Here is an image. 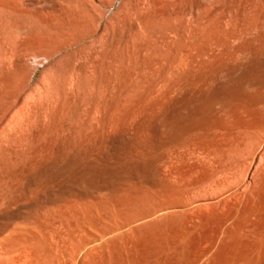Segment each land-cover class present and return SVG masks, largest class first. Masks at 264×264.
<instances>
[{"label": "bare ground", "instance_id": "bare-ground-1", "mask_svg": "<svg viewBox=\"0 0 264 264\" xmlns=\"http://www.w3.org/2000/svg\"><path fill=\"white\" fill-rule=\"evenodd\" d=\"M74 1L76 0H0V264H264V44L261 46L258 45L259 47L255 49H253L254 47L252 48L251 46V50H247L248 48H245L246 50L243 51V48H239V44L242 42H237L239 43L238 46H235L237 44H233L235 47L232 46L233 41L228 43V33H232V31H228L226 34V45L231 44L232 47H238L241 49V54L237 56L239 58L238 60L241 58L243 59L241 64L238 63V65H228V63L226 65L219 66V68L217 66L216 69H212L209 72L208 69L207 73H202L201 76H195L196 80H194V68H196L195 64L197 65L200 62L203 64L202 60L208 51H206V49L204 50V48L202 49L203 46L201 45L199 46L201 48L198 47V50L195 52L191 51L194 50L193 47L192 49L190 48L191 50L186 49L193 44L191 41L193 37L192 35V37H190V44H192L190 45L187 41L188 45L190 46L186 47L185 44L186 48L184 49L186 50H181L182 52H185L181 53L182 56L180 57V60L178 61L176 57L178 53L176 55L173 54L176 57V62H178L175 63V65L171 63L172 67L170 65L169 68H164L162 66V70L158 75L159 77L157 76L158 79H156L157 83L154 80V83H156L157 92L154 94H157V99L155 97H153V99L157 101L155 103H157L158 106V127H154L155 129L152 128L150 130L146 129L144 127L146 124L145 119L148 117L146 115V118L144 119L145 124H136V120V123L134 121V124L137 126L133 124V126H135L133 127L131 125L132 122L130 123V125L133 127V131L131 133L132 138H129V142L132 141L131 143L128 142L129 144L123 146H107L103 145L104 143H102V141L104 138H100V134L98 135L96 130V122L99 120L98 117L96 118L97 111H100L97 109V107L100 109V105L96 107V98L100 95L99 92V96L96 95L97 89L94 87L99 82L101 84V81L98 82L99 79L96 81L97 75L94 72L91 71L90 73H94L92 74L93 76L96 75L95 81L98 83L95 82L96 84L94 83V86L88 87L89 90H86L87 98L85 99L83 96L85 99V102L83 101L84 104H81L80 106L78 105L80 109L82 108L83 110L84 114L82 113V117L87 115V118H84L86 121H82L83 118L78 112V114H76L73 119L71 116L73 123L71 121L70 127L68 126L70 124V120H67L68 118H66V114H68V112L66 113V105H63V100L61 102V108L58 110L52 109L54 105L51 108V103H53L51 102V98H54V96L57 94L56 92L58 91V88H56L55 92H53V96L51 95L52 93H50L55 88H51V91L50 87L55 86L56 84V82H53L52 80H56L58 78L56 73L55 75L50 73L52 67H50V72H48L49 74L56 76V79L52 75L50 77V75L47 73L45 76H48L49 79L48 77H43L44 79L42 82H40L42 79L38 81L42 84H38V86L35 84L36 87L33 84L34 72L30 65L31 59L34 58L37 62H39L37 59L42 56L40 53L44 50L46 51L47 48L55 51L56 55L65 52L68 59L74 58L75 60L73 63L69 62V65L66 64V67L64 64V69L68 66V68H70L73 65L74 70H77V68L84 63L83 61H89V59L91 60L93 52H95L96 45L94 47V43H92V47H90L91 45L89 46L88 51L84 50L86 49L87 41L89 39L91 40L92 38V32L95 31L94 30L91 32L89 30L91 26L90 23L92 22L91 19L93 20V15L96 14L95 12V14L90 15L91 22L89 23L90 26L88 27L90 32H83V30L81 32L82 35H80L77 34L78 32L76 30V33H74V31L73 33L70 31L66 33V31H64L65 29L73 30V22L71 17H75L76 19L77 15H75V13H78L81 9V7L78 9L79 6H74L78 10L75 12L74 7L73 10L75 13L73 10H71L72 6L70 4H72ZM116 1L117 0H78V2L82 3L83 6L85 3L92 4V6L93 4H98L100 6L101 4L110 2L113 5H111L109 8L114 6ZM137 1V5L135 4V6L138 7V14H146V12L150 13L153 4H163L165 7L170 4V2L167 4V1L164 2L163 0ZM175 1L176 0L172 2L174 3V6ZM184 1L186 2V0ZM191 1L192 0H190V3ZM211 1L208 2L210 3ZM228 1L229 2L227 3L229 4L233 2L234 5L235 3L234 0L231 2L230 0ZM257 1L264 2L263 0ZM129 2L127 4H129ZM180 2L182 3V0ZM180 2L178 4H180ZM220 2L221 4L223 3L221 0H219V3ZM187 3L189 4V2ZM227 3L225 5H227ZM127 4L124 5L123 1L124 6H130V8H132L133 5L131 6ZM184 4L182 6H184ZM221 4L217 5L215 0V6H219ZM214 5H212V8L215 7ZM261 5H256L254 7L256 9L258 7L259 11ZM86 6L84 7L86 8ZM222 7H224V4ZM251 7L253 10V5ZM123 8L125 7L122 6V9ZM168 8H172L170 11L173 10V7L171 6H168ZM219 8L221 7L219 6ZM227 8L229 9L230 7H225L226 10H228ZM90 9L92 10V8ZM188 9L189 7L187 10ZM203 9L204 8H202L201 11L202 13ZM225 9L223 8V11ZM256 9L252 11L250 8V10L254 13ZM95 10L97 9L95 8ZM126 10L128 11V8ZM175 10L173 12H175ZM187 10L184 11L186 14L188 12ZM250 10H248L249 14L251 12ZM131 11H133V9ZM161 11L162 10H160V13ZM179 11H177L178 14ZM192 11L194 12V8ZM223 11H220V15L224 17L226 14L223 15ZM184 12H182V15H184ZM198 12L200 11H197V14ZM81 13L82 12H80L78 16L81 15ZM129 13H126V16ZM202 13L200 14L201 16L199 14L198 16L202 17ZM130 14L129 18L134 17V15L130 16ZM170 14L175 15V13L172 12ZM96 15H99L101 18L99 13ZM174 15H170L171 20H174ZM180 15L181 14H179V16ZM185 15V19H183L184 21L188 16ZM254 15L255 17L257 16L256 14ZM191 16L193 17L192 13ZM246 16H248L247 13ZM15 17H17L16 19H19L18 17H22V26H16L14 21ZM53 17H62L61 20H59V18L57 20L59 22L61 21V23L55 22L56 18ZM82 17L83 16H81L80 19H82ZM95 17L97 19L98 16ZM160 17L162 18L161 15ZM180 17L177 16V19ZM205 17H202V20L199 21L201 19L200 18L198 21L201 23ZM116 18L119 19V17ZM141 18L140 20H142ZM161 18L159 21H157L158 19H153L162 23ZM194 18L195 16L193 17V23L195 22ZM219 18L221 19V17ZM224 18L223 20H225ZM261 18L262 16L259 18L260 22ZM86 19H89V17H86ZM177 19L175 16V25L178 22ZM250 19L253 18L250 17ZM76 20L78 21V18ZM84 20L85 19H83V22L86 23ZM223 20L221 21L222 24ZM246 20L245 23L249 21V19L247 21ZM115 21L117 22V20H114V22ZM136 21H138V25L141 26L139 20ZM79 22L80 20L78 21V24ZM133 22L134 21L132 20V25ZM163 22H166V20L164 19ZM215 22L217 21L214 20L212 24L214 25ZM260 22L257 24L256 20L255 24H257L259 27ZM81 23L82 22H80V24ZM130 23H128V25ZM151 23L153 22L151 21ZM171 23L173 24L172 21ZM171 23L169 18V21L167 20V23L164 24H168L169 26ZM225 23L226 22H224V25H228V28L231 26L234 27V25L230 26L229 22H227L228 24ZM252 23L254 24V20L253 22L251 21V24ZM109 24H112L110 27L113 26V23H108V25ZM147 24L145 25L146 34L145 32L143 34V29H140V31L142 30V33H140L142 34V36L140 35L141 37L147 35V31L150 30H146L148 29L147 26L150 23L148 25ZM219 24H221L220 20ZM41 25H44V27H51L54 31L50 33L48 30L49 33H41L37 29L38 26L40 27ZM124 25H119L118 27L121 26L120 28L123 29ZM151 25L152 24H150L149 27ZM153 25H155V23ZM160 25L162 26V24ZM160 25H157L158 28H161ZM192 25H190V27ZM197 25L196 27L198 28L200 25ZM211 25L210 27L212 28ZM250 25L248 26L249 29ZM257 25H255V28ZM92 26H95V23ZM103 26H105V24ZM157 26L154 30L156 31L155 33L158 31ZM184 26L186 27V25ZM219 26L217 28H219ZM262 26L263 25L260 27ZM107 27H105V29H108ZM110 27L108 32L111 29L114 35L115 29ZM135 27L136 26L133 28L135 29ZM165 27L167 28V25H164V28L162 27L161 30L164 31V29H166ZM227 27H225L226 31L228 30ZM236 27L237 25H235V28ZM253 27L254 26H252V28ZM41 28L43 27L41 26ZM84 28L85 27L82 29ZM138 28L139 27L137 26L136 29ZM213 28L210 31H212ZM239 28L240 27H238L237 30ZM243 28L245 29L243 30ZM243 28V31L247 29L246 24ZM174 29L176 30V26ZM192 29L186 31H191ZM230 29L231 28H229V30ZM215 30L212 31L214 34ZM218 30L221 31L222 29L220 28ZM40 31L42 30L40 29ZM104 31L103 33L106 35L108 32L106 33ZM243 31L240 34L241 36ZM247 31L248 30H246V33H248ZM125 32L123 31V34L121 35L123 36L126 34ZM136 32L134 33L133 38L131 37L132 41L135 38V34L139 33ZM183 32L184 34H187L188 37L191 32L193 34V31H191L189 34L185 33L184 29ZM257 32L255 34L253 33L255 37ZM129 33H127V36ZM206 33H208V37L210 32L208 31ZM218 33L221 34V32H217L216 36H220ZM237 33L238 31L236 34ZM116 34H120V30ZM148 34L152 37L154 33L152 32V34H150L149 32ZM249 34H252V29ZM113 35L110 36L115 38ZM114 36L117 38V35ZM138 36L139 35L136 36L135 40ZM183 36L185 37L186 35ZM123 37H125V35ZM129 37L128 40L131 39ZM147 37L144 36V39H148ZM223 37L220 36L221 39H223ZM257 37H260V35H257ZM212 38L213 40H216L214 39L215 35L212 36ZM226 38L224 37V42H226ZM230 38L233 40V37ZM245 38L246 37H243V40L241 39L243 43H245ZM250 38L248 37L249 41ZM104 39L103 44L105 43ZM106 39H108L107 35ZM119 39H121L120 36ZM217 39L219 40V37ZM257 39L260 41L262 40L259 38ZM128 40L125 43L128 44V42L131 41ZM152 40H154V38ZM246 40L247 38L245 41ZM110 41L112 42V40ZM114 41L116 42L115 39ZM146 41H142V44ZM161 41H163V39ZM253 41H256V39H253ZM96 42L100 43L101 38L100 41L98 40ZM173 42L175 45V41ZM178 42L182 43L180 40ZM257 42L255 43L257 44ZM116 43L119 45L123 44L121 41V44L119 42ZM135 43L136 42H134L133 45L131 44V46H134ZM221 43L222 42H219L218 45ZM101 44L102 43L99 45ZM137 44L142 45L141 42L139 43V40L137 41ZM195 44H198V42L194 43L192 46L197 47ZM202 44H204V42H202ZM246 44L248 45L245 46L249 47V43ZM111 45L112 43L108 46ZM153 45L151 44L149 47H152ZM159 45L161 46V44ZM178 45L179 44L173 47H178ZM207 45L208 44H206V46ZM128 46L129 45H127V48L131 49V46ZM135 46L133 47L134 49H136ZM142 46L145 48V43ZM242 46L245 47L244 44ZM116 47L118 46L116 45ZM216 47L218 46L216 45ZM97 48L101 53L102 47L100 46V48ZM119 48L117 50H119ZM133 48L132 51H134ZM156 48L153 49L155 50ZM181 48L183 49V47ZM229 48L225 49H228L229 51ZM115 49L116 48H114V52ZM128 49L127 52L130 54L131 50L129 51ZM153 49H151L149 52L150 54L152 51H154ZM231 49L233 50V48ZM124 50L126 51V49ZM109 51L110 50H108V54ZM142 51L145 52L146 49ZM176 52H178V50H176ZM138 53H140V50ZM222 53L224 54L226 52L222 50ZM222 53L221 55H223ZM95 54L97 57L96 52L94 55ZM125 54L126 53H124V55ZM129 54L126 56H129ZM140 54H142V52ZM147 54L148 53H145L144 55L143 53L142 55L146 57ZM150 54H148V56H150ZM99 55L100 54L98 53V56ZM165 55L163 56L165 57ZM208 55H210V53ZM221 55V61L224 62L223 56ZM116 56L117 55H115V58ZM120 56H122V54ZM123 57L121 59H123ZM231 57L233 58V55ZM44 58L45 60H50L53 58V55H44ZM131 58H129V60L132 61ZM92 59L97 61L95 57ZM126 59L124 60L126 61ZM160 59H162V57H160ZM231 59L230 63H233L234 59ZM40 60L43 61V59ZM94 60H92L93 62L91 63H94ZM110 60L112 63H114V59L112 60V57ZM135 60L133 59V61ZM163 60L164 59L161 61L163 62ZM111 61L108 62V65L111 63ZM98 62L100 61L98 60ZM104 62L103 63L106 64V61ZM118 62L117 66L123 63L119 62V64ZM135 62L137 64V61ZM227 62L228 59L226 60V63ZM216 63L218 64L217 61ZM60 64L61 63H58L59 66ZM98 64L99 63H97V65ZM127 64L129 68L130 64ZM127 64L124 66L125 68H127ZM239 64L241 66H239ZM58 65L55 66L60 69L61 66L59 68ZM99 65L102 64L100 63ZM113 65H110L109 67H112ZM142 65L145 68L144 63ZM147 65L148 64H146V66ZM158 65H160V62ZM54 67L53 69L55 70ZM93 67L94 66L92 65L90 69ZM136 67L137 66H132L131 69L135 68L137 70ZM152 67H154V65ZM211 67L212 65L210 66V69ZM203 68H205V66ZM203 68H200L201 70L198 71H202ZM81 69L78 70L80 71ZM90 69L88 68L87 71ZM156 69L157 67L155 66L154 70ZM99 70L100 69L96 70V72L98 71L100 72L99 74H101L102 72ZM109 70H111V73L112 68ZM109 70H104L106 71V75L108 74L107 71ZM123 70L126 71V69ZM135 71H133L134 76ZM140 71L141 70H139V73L136 71L137 74L142 72ZM147 71L144 72L147 73ZM150 71L152 72V69H150ZM198 71L195 70V72L199 73ZM151 72H148L147 74L149 75ZM63 74L59 75V84L64 82V79L62 78V80L61 76L67 78V76H65L67 73L65 72ZM125 74L126 73H124L122 76L125 77ZM154 74L156 75L157 72ZM148 75L145 79L149 80L150 78L152 80L153 78L151 77H153V75L151 76L150 74L151 77L149 78ZM93 76H91L92 79ZM115 76L117 75L115 74ZM140 76L142 79L143 74ZM140 76L138 75V78ZM77 77L78 75L75 77L74 73V79H72L69 86L65 88V93H63V97H65L64 101H67V99L70 100L71 96H76L75 98H79L81 101V94H83V89L81 92V85L85 83V81H88L86 84L90 82L92 83V80L90 81L89 79L90 76H87L88 79L83 76V79L85 77L87 80H83L81 78L83 80H81L82 84L79 83L80 78L78 79ZM50 78L52 79L50 80ZM109 78H111V76ZM114 78L115 77L113 76V79ZM106 79H104V82ZM125 80L126 78L124 81ZM134 80L135 79H133V82L136 83ZM140 80L137 81L138 85V82L141 83L140 85L143 84V81ZM51 81L53 82L52 86H50L52 84ZM118 81L121 83V80ZM145 81L147 82V80ZM126 82H122L123 85L124 83L127 84ZM148 82L150 84V80ZM105 84L106 83H103V88H105ZM108 84L109 83L106 85ZM133 84L134 83H132L131 86ZM147 84H144L145 87H147ZM110 85L111 84H109V86ZM114 85H116V83ZM119 85L117 83V86ZM151 87L155 86L152 85L148 87L150 88V91L152 89ZM107 88L109 91L112 90L111 87ZM107 88L106 91H101L103 92L102 95L105 92H107L105 94H108L109 91ZM137 88L139 91H142V88L140 89L138 86L136 87V91ZM133 90H135V86ZM116 91L113 92L115 93ZM153 91H155V89ZM60 93L61 90H59V95ZM132 93L135 92L132 91ZM132 93L130 91V94ZM137 93L138 92H136V94ZM140 93H138L139 97ZM141 94V97L143 98V93ZM57 95L55 98H58L59 102H57L58 99L56 102L57 104H60L61 100L59 97H61L62 94L61 96L58 95L59 97H57ZM119 95V97H121V93ZM137 95H135L136 98H138ZM103 96L102 98L105 99ZM152 96L150 97L152 98ZM132 97L135 99L133 94ZM129 98L131 99V96ZM104 99L101 101L104 102ZM115 99H117V97L114 98L113 101ZM105 100H107V98ZM76 101L77 100H75V103ZM146 101L147 99L143 103ZM72 102L67 104H72ZM109 102H111V100ZM147 102L146 105H148ZM65 103L66 102H64V104ZM121 103L123 102L121 101ZM121 103L119 102L120 105L124 104ZM126 103L129 102L127 101ZM103 104L101 103V107ZM136 104L138 103L136 102ZM150 104L151 103L149 102V110L151 107ZM126 105L127 104H124L125 112L123 111V113H126L127 111L131 112V110L126 111V108H128V105L130 104L127 106ZM107 106H104L102 110ZM114 106H111L113 110L115 109L113 108ZM130 106L132 109V104ZM69 108H71V106ZM74 108H76V104ZM71 109L73 111V108ZM147 109H145V114ZM107 110L109 111V109ZM107 110H104L105 114L106 112L109 113ZM121 111L122 110H120V112L116 110L117 113L115 114H118V112L121 113ZM133 112L136 111L133 110ZM139 112L138 115H140ZM150 112L152 114V111ZM140 113L142 115V112ZM133 114L135 115L137 113ZM121 115L124 117V114ZM126 115H128V113L125 114V117ZM149 116L151 115L149 114ZM109 117L110 120L113 118L112 115ZM120 117L121 119L123 118L122 116ZM129 118H127V120L125 118L124 119L128 121ZM143 118L144 115L142 119ZM153 118L151 116L152 120ZM96 119L98 120L96 121ZM119 119L120 118H118V120ZM132 119L130 121H132ZM66 120L69 122V124L66 122ZM115 121L117 120L115 119ZM115 121L113 122H118ZM154 121H156V119ZM105 123L106 121L103 124ZM151 123L149 121V124ZM97 124L100 125L99 123ZM108 126H110V124ZM108 126L102 127L103 129H106V127L109 128ZM112 127L113 129H116L114 126ZM112 127L110 129L111 131L113 130ZM118 128L120 127L118 126L117 130ZM103 131L105 132L102 133L101 131V136L102 134L105 136L104 134L106 133V130ZM107 131H109V129ZM108 133L109 132H107V134ZM112 134L114 135V133ZM107 136H109V134Z\"/></svg>", "mask_w": 264, "mask_h": 264}, {"label": "rangeland", "instance_id": "rangeland-1", "mask_svg": "<svg viewBox=\"0 0 264 264\" xmlns=\"http://www.w3.org/2000/svg\"><path fill=\"white\" fill-rule=\"evenodd\" d=\"M123 1H124V5H126V4L129 2V0H123ZM123 1H122V0H117V1L115 2V5L112 6L111 8H109V7H110L111 5H113V4L110 3V2H108V3L106 2L107 4H106V3H105V4H101L100 6H99L98 4H93V6H92V4H87V3H85L84 6L87 5L86 8L82 5V3H79L78 0H76V1H74L72 4H70V5L72 6V9L70 8L71 10H73V7H74V6H79L78 9H80V7H81V9L79 10L78 13L76 12L78 9H77L76 7H74L76 13L74 12V10H73V12L75 13V15H77L76 19L78 18V21L80 20V22H82V23L80 24V22H79V24H80V25H79V24H78V21L75 19V17H74V18L71 17V18H72V22H73V23H72V24H73V25H72L73 30L65 29L64 31H66V33H67L68 31H70L71 33H73V31H74V33H76V31H77V32H78L77 34L82 35L81 32H82L83 30H84L83 32H85V31H89V30L92 32V31L95 30L94 32H92L93 35H92L91 40L89 39V40L87 41V43H86V49H84V50L88 51L89 46L91 45L90 47H92V43H94V47H95V45H96V47H95V52L97 53V57H96V54L94 55L95 52H93L92 58L95 57V59H97V61H95L94 59L91 58V60L89 59L90 62H89V61H83L84 63L81 65V66H82V69H81V66H80V67L77 68V70H74V67H73L72 64H71L72 66L70 65V66H71L70 68H68V67H69V66H68L67 68L64 69V64H65V67H66L67 65H69V62H70V63H73L75 59H74V58L68 59V57H67V55L65 54V52L62 53V54L56 55V54H55V51H53L52 49L47 48L46 51L48 52V54L53 55V58H52L53 60H52V59H50V60H45L44 55H48V54H47V52L44 50L45 52L43 51V52L40 53V55L42 54V56H41L40 58L37 59L39 62H37L36 59H34V58L31 59V62H30L31 68H32V70H33V72H34V76H33V81H34L33 84H34V86H35V84H36L37 86H38V84L41 85L42 83H40V82L43 81V79H44L43 77H48V76H45V75H47V73H48V75H50V77H51L52 74L55 75V73H56V76H57L58 78H57L56 76L52 75L55 79L57 78L56 80H52V81H53V82H56V84H58L59 86L56 85L55 83H54L55 86H52V85H53V82L51 81L52 84L50 83V84H51L50 86H52V87H50V89H51V88L53 89V87H55V88H54L53 91H52V89H51L52 92H50V93H52L51 95L53 96V92H55V89L58 88V89H57L58 91H57L56 93L59 95V90H61V93H60L59 96H61V94H62V96L59 97V96L56 94L57 97H59L60 100H61V101H60V104H59V103L57 104V102H59V99H58V98H55L56 95L54 96V98H51V102H53V103H51V108H52V106L54 105V107H53L52 109H57V110H58L59 108H61L62 103H63L64 106L66 105V106H65L66 113L68 112V114H66V115H67V116L69 115L68 117L66 116V118H68L67 120H70V121H69L70 124H69V122H68L67 120H66V122H68V124H69L68 126H69V127H70V125H71V121H72L73 117H75V115L78 114V112L81 114V117H82L83 110H82V108L80 109L79 106H80L81 104H84L85 99L87 98V91L89 90L88 87H92V86H94L96 83H98L99 81H101V84H102V85H101L100 82H99L98 84L95 85L94 88L97 89V91H96L97 94H96V95H97V96H99V95L101 96V97H100V96H99V97L96 96V97H97V98H96V103H97V104H96V107L100 105V106H99L100 109H99L98 107H97V109L101 111V112H100V111H99V112L97 111V116H96V118L98 117L99 120L96 119V121L98 120V122H96V125H97V126H96V130H97V132H98V135L100 134V135H99L100 138H101V137L104 138V140L102 141V143H104L103 145H107V146H108V145L123 146V145H127V144L131 143L132 141L130 140L131 142H129V138H130V139L132 138V137H131V133H132V131H133V127L137 126L136 124H139V123H143V124H145V123H144V119L146 118V117H145L146 115L148 116V117H147L148 120L145 119V120H146V124H145L146 126L144 125V127H145L146 129H148V130H150V129H152V128L155 129V128L158 127V125H159V121H157V119H158V106H157V103H155V102H157V101L153 99V97H155V98L157 97V94H154V93H157V92H156V83H157L156 79H158L157 76L159 75V72H161V70H162L161 67H162V66H163L164 68H169L170 65H171V63L175 65V63H177V62L180 60V57L182 56L181 53H184V52H185V51L182 52L181 50H186V49H190V48L192 49V47H193L194 50H191V49H190V50L193 51V52H195V51L198 50V47L201 45V46H203L202 49L204 48V50L206 49V51H208L207 54L204 56V59L202 60L203 64H204V62L206 61L205 64L203 65V64L200 62V63L197 64L198 67H197V65L195 64L196 68H194V80H196L195 76L197 77V76H199V75L201 76L202 73H203V74H204V73H207V70H208V69H209V70H208V72H209V71L212 70V69H216L217 66H218V68H219V66H221V65H226V64H228V63H229L228 65H238V63L241 64V61H243V59L239 56L241 59L238 60L239 58H238L237 56H238L239 54H241V51H240V50H241L242 48H243V51L246 50L245 48H248L247 50H251L253 47H254L253 49H255V48H257V47H259V46H261V45L264 44V23H263V22H264V6H263V3H264V2H260V1H259V2H260V4H259V2H258L257 0H255V1H254V0H251V1H250V0H244V1H243V0H240V1H238V0H234L235 3H234V5H233V2H231V1H233V0H230V2H231L232 4H231V3H230V4L227 3V2H229L228 0H224V1L221 0V1L223 2L222 4H221V2L219 3V0H216V4H217V5H218V4H221V5L223 6V4H224V7H222L221 5H219V6L221 7V8H219V6H217V5L215 6V5H214V4H215V0H212V1H211V0H208V1H211L210 3H209L207 0H200V5H199V0H196V1L194 0V5H193V0L191 1V3H190V0H186V2H185L184 0H182V3H183V4L185 3L184 6H182L183 4L180 2L181 0H178V1L176 0V1H175V6H176V7L174 6V3H172L174 0H172V1H171V0H163L164 2L167 1V4L170 2V4H169L168 6H169V7H170V6L173 7V10L170 11V9H172V8L169 9L167 5H166L167 7H165V5L163 6V4H153V6H152V8H151V10H150V13L146 12V14H145V13H143V14H138V13H139V12H138V11H139V10H138V7L135 6V4L137 5V3H136V2H138L137 0H130V2L132 1L131 3H133V4H131L130 2H129V4H127V5H131V6L133 5L132 8H130V6H128V7H127V6H124V5H123ZM183 1H184V2H183ZM206 1H207V2H206ZM225 1H226V2H225ZM261 1H262V0H261ZM263 1H264V0H263ZM179 2H180L181 5L178 4ZM187 2H189L190 5H189ZM196 2H198V3H196ZM251 2H252V3H251ZM257 2H258V4H257ZM226 3H227V5H225ZM250 3H251V4H250ZM165 4H166V3H165ZM171 4H172V5H171ZM186 4H187V5H186ZM195 4H196V6H195ZM261 4H262V5H261ZM105 5H106L107 7H106ZM188 5H189V6H188ZM197 5H199V6H197ZM204 5H205V6H204ZM209 5H210V6H209ZM212 5H214L216 8H215V7L212 8ZM231 5H232V7H231ZM252 5H253V10H252V7H251ZM256 5H258V6L261 5V7L259 8V9H260L259 11H258V7H257V9L254 7V6H256ZM122 6L125 7V8L122 9ZM161 6H162V7H161ZM179 6L182 7L183 9L180 8ZM187 6L189 7V9H191V7H192V9H191V10H189V9L187 10V8H188ZM202 6H203V7H202ZM236 6H237V7H236ZM239 6H240V7H239ZM262 6H263V8H262ZM68 7H69V6H68ZM83 7H84V8H83ZM159 7H160V8H159ZM164 7H165V8H164ZM174 7H175V8H174ZM185 7H186V8H185ZM197 7H199V8H197ZM201 7L204 8V9H203V13L201 12V11H202V8H201ZM225 7H230V8H229L230 10H229L228 8H227V9H228L229 11L226 10ZM246 7H247V8H246ZM90 8H92V10H91ZM95 8H96L98 11L95 10ZM127 8H128V11L126 10ZM136 8H137V9H136ZM157 8H158V9H157ZM193 8H194V12L192 11ZM223 8L225 9L224 11H223ZM250 8H251L252 11H254V9H256V10H255V13L252 12V11L250 10ZM82 9H83L84 11H83ZM88 9H89V10H88ZM124 9H125V10H124ZM129 9H130V10H129ZM132 9H133V11H131ZM155 9H156V12H155ZM168 9H169V10H168ZM175 9H176L177 11L181 10L182 12H184V11H186V10L188 11L187 14H186V12H184V15L186 14L185 16H187V15L189 16V17L187 16V17H186V20H185V21L187 22V24H186V22L183 20V19H185V18H184V15H182V12L179 11V14H181V15H180L181 17H180L179 14H178V12H177ZM178 9H179V10H178ZM212 9H213V11H212ZM214 9H215V11H214ZM219 9H221V10H219ZM262 9H263V10H262ZM86 10H87V11H90V12H87ZM93 10H94V11H93ZM121 10H122L123 12H122ZM160 10H162L161 13H160ZM166 10H167V12H166ZM174 10H175V12H173ZM248 10H250L252 13L250 12V14H249V11H248ZM126 11H127V12H126ZM134 11H135V12H134ZM157 11H158V12H157ZM164 11H165V12H164ZM168 11H169V12H168ZM197 11H200V12L202 13V17H205V16H206L205 18H203V21H202L201 23H200L199 21L202 20V17H199V16H198V14H199L200 12H198V14H197ZM220 11H221V12L223 11V15L226 14V15H224V17H226V18H224L223 16L220 15ZM235 11H236V12H235ZM256 11H257L258 13H257ZM262 11H263V12H262ZM80 12H82V13H81V15L78 16V14H79ZM83 12H84V14H85L86 16L83 14ZM94 12H95L96 14L99 13L100 16H101V18H102V17H103V18L101 19V18L99 17V15H96ZM117 12H118V14H117ZM121 12H122V13H125V14H122ZM129 12H130L131 14H130ZM171 12H172V13H175V15H174V14H170ZM180 12H181V13H180ZM189 12H190V13H189ZM217 12H218V13H217ZM237 12H238V13H237ZM261 12H262V13H261ZM88 13H89V15H88ZM120 13H121V14H120ZM126 13H129L130 16H131V15H134V17H130V18H129V14H127V16H126ZM133 13H134V14H133ZM140 13H141V12H140ZM147 13H148V14H147ZM176 13H177V14H176ZM188 13H189V14H188ZM191 13H192L193 17L195 16V18H194V19H195V22H194V23H196V24L193 23L194 20H193V17L191 16ZM201 13H200V14H201ZM213 13H214V16H213ZM227 13H229V14H227ZM232 13H233V14H232ZM246 13H247L248 16H246ZM93 14H95V15H93ZM116 14H117V15H116ZM136 14H137L138 16H137ZM144 14H145V15H144ZM154 14H155V16H154ZM164 14H165V15H164ZM200 14H199V15H200ZM221 14H222V13H221ZM251 14H252L253 16H252ZM254 14H256L257 16L255 17ZM261 14H262V15H261ZM90 15H93V20H94V21L91 19ZM118 15H119V16H118ZM120 15H123V16H120ZM139 15H140L141 17H143V18H141ZM142 15H144V16H142ZM160 15L162 16V18L160 17ZM163 15H164V16H163ZM167 15H169V16H167ZM170 15H174V16H173V17H174V20H173V19L171 20V16H170ZM218 15H219V16H218ZM81 16H83L82 19H80ZM95 16H98L99 19H98V17H97V19H96ZM112 16H113V17H112ZM124 16H125V17H124ZM136 16H137V17H136ZM175 16H176V19H177V16L180 17V18L177 19L178 22H177L176 25H175V23H174V21H175ZM182 16H183V18H182ZM200 16H201V15H200ZM211 16H212V17H211ZM215 16H217V17H215ZM233 16H234V17H233ZM260 16H262V18H263V19H262V18L260 19L261 22L259 21ZM86 17H87V18L89 17V19H86ZM94 17H95V19H94ZM109 17H110V18H109ZM116 17H119V19H117ZM120 17H122V18H120ZM145 17H146V18H145ZM147 17H148V19H147ZM157 17H158V18H157ZM190 17H191V18H190ZM219 17H221V19H220ZM227 17H228V18H227ZM247 17H248V18H247ZM250 17L253 18V19H250ZM16 18H17V17L14 18V21H15L16 26H18V27H20V25L22 26V25H23V24H22V23H23V19H21L22 17H18L19 19H16ZM33 18H39V17H33ZM53 18H56V19H55V22H59V21H57L58 18H59V20H61L62 17H61V18H60V17H53ZM127 18L130 19V20H128ZM132 18H133V19H132ZM136 18H138V19H136ZM140 18H141L142 20H140ZM149 18H150V19H149ZM153 18H155L156 20L158 19L157 21H159L160 18H161L162 23H161V22H157V21H155V19H153ZM166 18H167V19H166ZM169 18H170V23H171V21H172L174 25H173L172 23H171L172 26H171L170 24H169V26H168V24H164V23H167V20L169 21ZM200 18H201V19H200ZM212 18H213V19H212ZM216 18H217V20H216ZM223 18H224L225 20H223ZM244 18H245V19H244ZM246 18H247V20L249 19V21H247ZM256 18H257V19H256ZM83 19H85L84 21H86V23L83 22ZM90 19H91L92 22L90 21ZM120 19H122V20H120ZM123 19H124V20H123ZM125 19H126V20H125ZM131 19L134 21V22H133V25H132V20H131ZM164 19L166 20V22H163ZM199 19H200V20H199ZM73 20H75V21H73ZM108 20H109V21H108ZM114 20H117V22H116V21L114 22ZM119 20H120V23H121V21H122L121 24L119 23ZM136 20H139V22L141 23V24H140V23H139V24H140L141 26L138 25V21H136ZM149 20H151L153 23H151V21H149ZM153 20H154V21H153ZM198 20H199V21H198ZM214 20L217 21V22H215V24L213 25L212 22H213ZM219 20H220V23H221V24H219ZM222 20H223V24H222V22H221ZM238 20H239V21H238ZM245 20L247 21L246 23H245ZM253 20H254V24H253V23L251 24V21L253 22ZM256 20H257V24H258V22H260V23H259V27H258L257 24H255V21H256ZM19 21H20L21 23H20ZM99 21H100V22H99ZM127 21H128V22H127ZM130 21H131V23H130ZM141 21H143V22H141ZM181 21H182V24H181ZM183 21H184V22H183ZM188 21H189L190 23H189ZM209 21H210V22H209ZM211 21H212V22H211ZM230 21H231V22H230ZM18 22H19V24H18ZM87 22H88V23H87ZM90 22H91L92 24H91ZM102 22H103V23H102ZM148 22H149L150 24H152L150 27H149L150 24H149ZM179 22H180V23H179ZM208 22H209V23H208ZM224 22H226L225 24H228L227 22H229V25H230V26H231V25H234V27H233V26L229 27V28H231V29L229 30V28L227 27L228 25H224ZM248 22H249V23H248ZM59 23H61V21H60ZM89 23H90L91 26L89 25ZM94 23H95V26H92ZM108 23H113V26H111V27H113V28L115 29V30H114V33H115L114 35H117V38H118V39H119V36L121 37V39H119V40L121 41V43H123L122 45H119V44L116 43V42H119V43H120V41L116 38V36L113 35V32H112L111 29H110L109 32H108V29H109L110 25H112V24H109V25H108ZM115 23H116V24H115ZM128 23H130V24L128 25ZM135 23H136V24H135ZM147 23H148L149 25H148ZM154 23H155V25H153ZM157 23H159V24H157ZM168 23H169V22H168ZM191 23H192L195 27H194ZM199 23H200V24H199ZM231 23H232V24H231ZM74 24H76V25H74ZM85 24L88 25V26H86ZM96 24H97V25H96ZM99 24H100V26H99ZM104 24H105V26H103ZM124 24H125V25H124ZM134 24H135V25H134ZM146 24L148 25V26H147L148 29H146V30H149V29H150V30L147 31V32H148V33L150 32V34H152V32H153V33L155 34V36H154V34L152 35V37L154 38V40H152L153 38H152L151 35H149L148 33H147V35H144V36H146V37L148 36L147 38H148L149 40L145 38V39L147 40V41H146V40L144 39V36L141 37L142 34H140V33H142V30L140 31V29H143V34H144V32H145V34H146V31H145V28H146L145 25H146ZM160 24H162V26H161ZM197 24H199L200 26L197 25ZM207 24H208V25H207ZM209 24H210V25L212 24V25H211L212 28L216 25V26L213 28V30H212V31H214V30L216 29V30H215V34H214L212 31H210L212 28L210 27ZM245 24H246V28H247L246 30H248V31H247L248 33H246V30L243 31V30L245 29V28H243V27H245ZM250 24H251L252 26H254V27L252 28V26H251ZM84 25H85V26H84ZM119 25H122V26L124 25L123 29L120 28L121 26L118 27ZM126 25H127V26H126ZM157 25H160L161 28H162V27L164 28V25H165V26L167 25V28H166V27H165V28H166V29L169 28L170 30H169V29H168V30L164 29V31H163V30H161L160 27H159V28H160V29H159ZM184 25H186V27H185ZM190 25H192V26L190 27ZM196 25L199 26V27H198L199 29L196 27ZM206 25H207L208 28L206 27ZM217 25H218V26L220 25V26H222V27L219 26V28H217V27H218ZM235 25H237L236 28H235ZM249 25H250V29L248 28ZM255 25H257L256 28H255ZM261 25H263V26L260 27ZM41 26H42L43 28H41ZM41 26H40V27L38 26V28H37L38 31L41 32V33H47V32L49 33V31H50V33H51V32L54 31V30H52L51 27H44V25H41ZM74 26H75V29H74ZM80 26H81V27H80ZM89 26H90V28H89V30H88V27H89ZM107 26H108V27H107ZM134 26H136L135 29L133 28ZM137 26L139 27L138 29H136ZM152 26H153V27H152ZM156 26H157V29H158L157 33H155L156 31H154ZM175 26H176V30L174 29ZM241 26H242V27H241ZM77 27H78V28H77ZM83 27H85L86 29H85V28L82 29ZM92 27H93L94 29H93ZM99 27H100V29H99ZM105 27H107L108 29H105ZM111 27H110V28H111ZM116 27H117V28H116ZM128 27H129L130 31H132V32L129 31ZM151 27H152V28H151ZM170 27H171V28H170ZM193 27H194V28H193ZM209 27H210V29H209ZM225 27L228 28L227 31H226V28H225ZM238 27H240V28L237 30ZM48 28H49V29H48ZM76 28H77V29H76ZM96 28H97V30H96ZM113 28H112V29H113ZM118 28H120V29H119V30H120V34H116V33L119 32V30H117ZM192 28H193L194 30H193ZM196 28H197V29H196ZM206 28H207V29H206ZM220 28L222 29L221 31L218 30V29H220ZM224 28H225V29H224ZM242 28H243V30H242ZM254 28H255V29H254ZM40 29H41L42 31H40ZM46 29H47V30H46ZM98 29H99V30H98ZM104 29H105V31H104ZM127 29H128V30H127ZM151 29H152V31H151ZM157 29H156V30H157ZM180 29H181L182 31H181ZM183 29H184L185 33H188V34H189L191 31H193V34H192V32H191V33L189 34V37H188L187 34H184ZM190 29H192V30H191V31H186V30H190ZM223 29H224V31H223ZM251 29H252V34H253V33L255 34L258 30H259V31H258L259 34H258V32H257L256 37H255L254 34H253V35H252V34H249L250 31H251ZM253 29H254L255 32L253 31ZM257 29H258V30H257ZM48 30H49V31H48ZM75 30H76V31H75ZM78 30H79V31H78ZM121 30H122V31H121ZM134 30H135V31H134ZM179 30H180V31H179ZM195 30H196V32H195ZM198 30H199V32H198ZM233 30H235V31H233ZM240 30H241V31H240ZM256 30H257V31H256ZM45 31H46V32H45ZM90 31H89V32H90ZM103 31L106 32V33L108 32V33L106 34L108 39H106V35H105V33H103ZM116 31H117V32H116ZM123 31H124V32L126 31V32H125L126 34H124L125 37H123L124 35H123V36L121 35V34H123ZM136 31H137V32H136ZM139 31H140V32H139ZM159 31H160V32H159ZM175 31H176V32H175ZM208 31H209L210 33H209V36L207 37L208 33H206V32H208ZM216 31H217V32H221V34L218 33V35H220L221 37H223V36L225 35V36H224L225 38H226V36H227L226 34L228 33V31H232V33H230V32L228 33V36H227V38H229V39H228V40H229L228 43H231V42L233 41V42H232V46H234L233 44H237V45H235V46H238V44H239L240 42H242V43L239 44V45H240L239 48H241V49H239L238 47L234 48L235 46L232 47L231 44H227V45H226V43H227V38L225 39L226 42H224V37H223V39H221L220 36H216V34H217ZM225 31H226V33H225ZM237 31H238V33H239V34L237 33L238 36H237V34H236ZM239 31H240V32H239ZM242 31H243V34H244V36H243V34H242V36H243V37H246V38H247L246 41H248V42L245 41V39H246V38H245V39H244V42H245V43H243V41H242V40H243V39H242L243 37L240 35ZM110 32H111V34H110ZM129 32L131 33V36H130V33H129ZM135 32H136V33L139 32L138 34H135V38H136L137 35H139V36H138L139 39H138V37H137V39L139 40V43L141 42V44H142V41H146L147 43H146V42H143L142 45H144V43H145V46H146L147 48H146V47L144 48L142 45L137 44V41H138V40L136 39V40H137V41H136L135 38L133 39V41L135 40L134 42H136V43H135L136 46L134 45L136 49L133 48L134 46H131V44H132V42H133V41H132V38H133V35H134ZM163 32H164V33H163ZM180 32H182V33H180ZM222 32H223L224 34H223ZM100 33H101V34H100ZM127 33H129L128 36H127ZM159 33H160V34H159ZM178 33H179V34H178ZM198 33H199V34H198ZM211 33H213V34L215 35V38H214V39H216V40H213L212 36H214V35L211 34ZM245 33H246V34H245ZM109 34H110L111 36L113 35V37H115V38H112ZM202 34H204V35H202ZM222 34H223V35H222ZM235 34H236V35H235ZM247 34H248V37H249V38H250V36H251V38H250L251 43H250V41L248 40ZM104 35H105V36H104ZM118 35H119V36H118ZM140 35H141V36H140ZM158 35H159V36H158ZM160 35H161V36H160ZM172 35H173L174 37H173ZM181 35H182V36H181ZM183 35H186V36L184 37ZM192 35H193L194 38L192 37ZM210 35H211V36H210ZM245 35H246V36H245ZM249 35H250V36H249ZM257 35H258V36L260 35L261 38H260V37H257ZM262 35H263V36H262ZM103 36L105 37L106 40L104 39ZM126 36H127V37H126ZM129 36H130V37H129ZM157 36H158V37H157ZM178 36H180V37H178ZM204 36H205V37H204ZM229 36H230V37H233V40H232ZM239 36H240V37H239ZM94 37H95V38H94ZM102 37H103V38H102ZM122 37H123V38H122ZM128 37H129V38L132 37V38L129 39V40H131V41L128 42V44H127V43H125V42H127ZM150 37H151V38H150ZM167 37H168V38H167ZM177 37H178V38H177ZM182 37H183V38H182ZM186 37H187V38H186ZM190 37H192V39H191V41H192V43H193V44L191 43L192 45H194V43L198 42V44H195L197 47H194V46H192V45L190 44V42H191V41H190ZM195 37H196V38H195ZM198 37H199V39H198ZM216 37H217V38L219 37V40H218ZM234 37H235L236 40L234 39ZM238 37H239V38H238ZM252 37H253V38H252ZM262 37H263V38H262ZM98 38H99V39H98ZM100 38H101V42H100V43H102L101 45H99L100 43L96 42V41H98V40L100 41ZM109 38H110V39H109ZM141 38H142V39H141ZM171 38H172V39L174 38L173 41H175V45L173 44L174 42L172 41ZM185 38H186V39H185ZM204 38H205L206 40H205ZM257 38L262 39V40L260 41V40H258ZM97 39H98V40H97ZM103 39H104V41H105L104 44H103ZM114 39L116 40V42L114 41ZM122 39H123V40H122ZM140 39H141V41H140ZM143 39H144V40H143ZM162 39H163L164 42L161 41ZM176 39H177V40H176ZM181 39H182V40H181ZM184 39H185V40H184ZM201 39H202V40H201ZM208 39H209V40H208ZM220 39H221V40H220ZM230 39H231V41H230ZM237 39H240V40L242 39V40L240 41V40H237ZM253 39H256V41H253ZM110 40H112V42H111ZM117 40H118V41H117ZM129 40H128V41H129ZM150 40H151V42H150ZM179 40H180V42H182V43H179V42H178ZM195 40H196V42H195ZM204 40H205L207 43H206ZM234 40H235V41H234ZM94 41H95V42H94ZM109 41H110V42H109ZM113 41H114V42H113ZM122 41H124V42H122ZM157 41H159V42H157ZM176 41H177V42H176ZM183 41L186 42V43H184ZM187 41L189 42V44H190L191 46L188 45V42H187ZM193 41H194V42H193ZM214 41H215V42H214ZM257 41H258V42H257ZM88 42H90V43H88ZM134 42H133V44H134ZM149 42H150V43H149ZM160 42H161V43H160ZM170 42H171V43H170ZM200 42H201V43H200ZM202 42H204L206 48L204 47V44H202ZM219 42H222L221 44H219L220 47H219V45H218ZM237 42H239V43H237ZM252 42H254V43L257 42V44H256V43L254 44V43H252ZM95 43H96V44H95ZM97 43H98V44H97ZM111 43H112V45H111V46H108V45L111 44ZM115 43H116V44H115ZM121 43H120V44H121ZM129 43H130V44H129ZM215 43H216V44H215ZM246 43H249V47H246V46L248 45V44H246ZM258 43H259V44H258ZM106 44H108V45H106ZM124 44H125V45L127 44V45L131 46V49H130V48L128 49V48H127V45L125 46ZM133 44H132V45H133ZM151 44H152V45L154 44V45H153L152 47H149ZM159 44H161V46H162V44H163V46L161 47ZM172 44H173V45H172ZM177 44H179L178 47H180V48H178V47H173V46H177ZM185 44H186V47H187V46H190V47L186 48V47H185ZM206 44H208V45H207L208 47L206 46ZM243 44H244V46H245V45H246V46L243 47V46H242ZM250 44H251V45H250ZM252 44H253V45H252ZM98 45H99V46H98ZM116 45H117L118 47H116ZM137 45H139V46H137ZM170 45H171V46H170ZM216 45H217L219 48L216 47ZM223 45H224V46H223ZM225 45H226V47H225ZM256 45H257V46H256ZM258 45H259V46H258ZM100 46L102 47L101 50L103 51V53H102L101 50H100V51H101V53H100V52H99V49L97 48V47L100 48ZM103 46H104V48H103ZM106 46H107V47H106ZM124 46H125L126 48H125ZM129 46H128V47H129ZM155 46H156L157 48H156ZM222 46H223L224 48H223ZM228 46H229L230 48H229ZM251 46H252V48H251ZM105 47H106V48H105ZM109 47H111V48H109ZM119 47H120V48H119ZM123 47H124V49H126V51L123 49ZM160 47H161V48H160ZM164 47H165V48H164ZM172 47H173L174 49H173ZM181 47H183V49H182ZM215 47H216V49H215ZM108 48H109V49H108ZM112 48H113V49H112ZM114 48H116V49H115V52H114ZM118 48H119V50H117ZM132 48H133L134 51H132ZM150 48H151V49L156 48L157 50H156V49H155V50L153 49V50H154V51H152L153 54H152V53L150 54V53H149V52L151 51ZM171 48H172V49H171ZM184 48H186V49H184ZM199 48H201V47H199ZM217 48H218V50H217ZM222 48H223V49H222ZM225 48H229V51H228V49H225ZM231 48H233L234 51H233ZM104 49H105V50H104ZM127 49H128L129 51L131 50L132 52L130 51V54H129V53L127 52ZM145 49H146L145 52L142 51V50H145ZM149 49H150V50H149ZM161 49H162V50H161ZM164 49H165V50H164ZM208 49H209V50H208ZM220 49H222L224 52H226V53H224L225 55L222 53V50H220ZM237 49H239V50H237ZM50 50H52L54 54H53L52 51H50ZM97 50H98V52H97ZM108 50H110V51H109V54H108ZM139 50H140V53L142 52V54L144 53V55H145V53H148V54H150V56H148V54H147L146 57H145L144 55L138 53ZM147 50H149V51H147ZM176 50H178V52H176ZM199 50H201V49H199ZM216 50H217V51H216ZM231 50L234 52V54H233V52H232ZM49 51H50L51 53H50ZM111 51H112V52H111ZM117 51H118L119 53H118ZM122 51H123V53H122ZM155 51H156V52H155ZM171 51H172V52H171ZM180 51H181V52H180ZM104 52H105V54H104ZM106 52H107V53H106ZM110 52H111V53H110ZM113 52H114V54H115V53H118V54H115V55H117V56H116L117 59L115 58V55L113 54ZM120 52H121L122 56H120V55H121ZM133 52H135V53H133ZM164 52H165V53H164ZM174 52H175V53H174ZM214 52H215V53H214ZM218 52H219L220 54H219ZM228 52H229V53H228ZM230 52H231L232 54H231ZM239 52H240V53H239ZM98 53L100 54L99 56H101V57L98 56ZM124 53H126V54L124 55ZM127 53L129 54L130 57H129V56H126V55H128ZM137 53H138V54H137ZM162 53H163V55L166 54L165 57L162 55ZM169 53H171V54H169ZM177 53L179 54V56H178ZM209 53H210V55H208ZM221 53H222L223 55H221ZM227 53H228V55H227ZM111 54H112V56H111ZM119 54H120V55H119ZM131 54H132V55H131ZM173 54H174V55L177 54V55H176V57H177V59H178L177 62H176V57H175ZM214 54H215V55H214ZM229 54H230V56H229ZM236 54H237V55H236ZM113 55H114V56H113ZM123 55H124V57H123ZM133 55H134L136 58H135ZM136 55H139V56H136ZM141 55H142V56H141ZM152 55H153V56H152ZM207 55H208V56H207ZM217 55H218V56H217ZM220 55L223 56V59H224L223 61H224V62L221 61V60H222V57H220ZM232 55H233V58L231 57ZM235 55H236V56H235ZM56 56H57V57H56ZM104 56H105V57H108V58H105ZM109 56H110V57H109ZM143 56H144L145 58H144ZM147 56L150 58V60H149V58H148ZM173 56H174L175 58H174ZM210 56H211V57H210ZM216 56H217L218 58H217ZM55 57H56V58H55ZM61 57L63 58V60H62ZM98 57H99V58H98ZM111 57H112V60L114 59L113 62H114L115 64L112 63V61L110 60ZM119 57H120V59H119ZM122 57H123V59H121ZM125 57H126L127 59H126ZM131 57H132V58H131ZM137 57H138L139 59H138ZM160 57H162V59H164L163 62L161 61L162 59H160ZM170 57H171V60H170ZM227 57H228V58H227ZM230 57H231L232 59H231ZM60 58H61V59H60ZM102 58H103V60H102ZM104 58H105V59H104ZM129 58H131L132 61L129 60ZM141 58H142V59H141ZM143 58H144V59H143ZM151 58H152V59H151ZM205 58H206V59H205ZM209 58H210V59H209ZM219 58H220V61H219ZM40 59H43V61L40 60ZM56 59H57V60H56ZM59 59H60V61H61V60H62V61L60 62ZM106 59H108L109 61L106 60ZM115 59H116V60H115ZM118 59H119V62H120V63H122V62H123V63L120 64V63L118 62ZM124 59H126V61H125ZM133 59H134V60L136 59L135 61H137V64H136L135 61H133ZM137 59H138V60H137ZM145 59H146V60H145ZM227 59H228V62L226 63V60H227ZM230 59H231V60L234 59V61H233L234 64H233V63H230V62H231ZM92 60H94L95 62H94V63H91V62H93ZM98 60H99L100 62H98ZM120 60H121V61H120ZM123 60H124V61H123ZM151 60H152V61H151ZM204 60H205V61H204ZM207 60H208V61H207ZM212 60H213V61H212ZM41 61H42V62H41ZM56 61H57V64H56ZM58 61H59V62H58ZM102 61H103V62L106 61V64H104L105 62L103 63ZM110 61H111V63L108 65V62H110ZM141 61H143V62H141ZM150 61H151V63H150ZM165 61H166V62H165ZM216 61L218 62V64L216 63ZM66 62H67V63H66ZM87 62H89V63H87ZM117 62H118L120 65L117 66ZM124 62H125V63H124ZM126 62L130 64V65H129V68H128V64H127ZM132 62H133V63H132ZM134 62H135V63H134ZM147 62H148V63H147ZM154 62H156V63H154ZM159 62H160V65H158ZM211 62H213V63H211ZM44 63H45L46 65H45ZM58 63H61V64H60L61 68H60V66L58 65ZM86 63H87V64H86ZM97 63H99V64L101 63L102 65H99V64L97 65ZM143 63H144V65H145V68H144V66L142 65ZM220 63H221V64H220ZM66 64H67V65H66ZM85 64H86V66H85ZM88 64H89V65L92 64V65L95 67V68L93 67V68H94V71H93V68L90 69L92 65L89 66ZM94 64H96V65H94ZM113 64H114V65H113ZM126 64H127V68L124 67V66H126ZM132 64H134V65H132ZM135 64H136V65H135ZM138 64H139V67H140V68L138 67ZM146 64H148V65L146 66ZM162 64H164V65L166 64V65L164 66V65H162ZM200 64H201V65H200ZM213 64H214V65H213ZM219 64H220V65H219ZM240 64H239V66H241ZM33 65H34V66H33ZM50 65H51V66H50ZM52 65H53V66H52ZM55 65H58V67H59L60 69H58ZM83 65H84V66H83ZM107 65H108V66H107ZM110 65H113L114 67H113V66H112V67H109ZM121 65H122V66H121ZM131 65H132L133 67H134V66H137V67H136L137 70H136L135 68H134V69H133V68L131 69V67H132ZM149 65H151V66H149ZM153 65H154V67H152ZM174 65H173V66H174ZM207 65H208V66H207ZM211 65H212V67H211V69H210V66H211ZM47 66H48L49 68H48ZM54 66H55V67H54ZM87 66H88V67H87ZM101 66H102V68H101ZM105 66H107V67H105ZM116 66H117L118 69L116 68ZM119 66H120V67H119ZM155 66L157 67L156 70H154ZM159 66H160V67H159ZM195 66H194V67H195ZM201 66H202V67H201ZM204 66H205V68H203ZM50 67H52L51 70H50ZM53 67L55 68V70L53 69ZM83 67H84V69H83ZM108 67H109V68H108ZM142 67H143V68H142ZM148 67H149V68H148ZM151 67H152V68H151ZM171 67H172V65H171ZM213 67H214V68H213ZM86 68H87V69H86ZM88 68L90 69L89 71H87ZM96 68H97V69H96ZM105 68H107L108 70L112 68V72H113V73H112V72L110 73L111 70H109V71H107V73H108V74H107L108 76H107V75H106V71H104V70H107V69H105ZM146 68H148V69H146ZM159 68H160V70H159ZM164 68H163V69H164ZM200 68H201V69L203 68L202 71H205V72L198 71V70H201ZM52 69H53V70H52ZM68 69H69V71H68ZM70 69H71V70H70ZM72 69H73V70H72ZM78 69H81V70L79 71ZM98 69H100L99 71H101V72L103 73V75H102V73L99 74L100 72H98V71L96 72V70H98ZM113 69H114V70H113ZM123 69H126V71L123 70ZM127 69H128V71H127ZM144 69H145V70H144ZM150 69H152V72L150 71ZM205 69H206V70H205ZM35 70H36V71H35ZM46 70H47V71H46ZM49 70H50L51 72H50ZM56 70H57V71H56ZM120 70H121V71H120ZM122 70L124 71V73H126V74H125V77L122 76V75H124V73H123ZM135 70H136L138 73H139V70L142 71V72L140 71V72L143 74L142 79H141V76H140V75H142V74H141V73H140V74H137V72H136ZM143 70H144V71L149 70V71H147V73H148V72H151V73H149V75H148V74H147L146 72H144ZM195 70L198 71L199 73L195 72ZM48 71H49L50 73H52V74H49ZM53 71H56V72H53ZM67 71H68V72H67ZM73 71H74V72H73ZM75 71H76V72L78 71V72L76 73ZM82 71H83V72H82ZM91 71L94 72V73L97 75V77H96V81H97V79H99L98 82L95 81V76H96V75L93 76L92 74H94V73H90ZM115 71H116L117 73H116ZM131 71H132V72H131ZM133 71H135V76H134ZM65 72L67 73V74H65V76H67V78L61 76V79L63 78L65 83L62 81V80H63V79H62L61 81H62L63 83H60V84H59V82H60L59 75H62V74L65 73ZM79 72H81L82 74L79 73ZM85 72H86L87 74H86ZM127 72H128V73H127ZM153 72H154V73L157 72V74L155 75ZM57 73H59V74H57ZM60 73H62V74H60ZM70 73H71V74H70ZM74 73H75V77H76V75H78L77 78H78V79L80 78V79H79V80H80L79 83H81V84H82V81H83V80H87V79H88L87 76H90L89 79H90V81L92 80V83L90 82L92 85H91L90 83H87V84H86V82H88V81H85V83H83L84 85H83V84H82L83 86L81 85V92H82V89H83V92H82L83 94H81L83 99L81 98V101H80L79 98H78V99L75 98L76 96H75V97L71 96L70 100H71V102H72V101H74V102H72V104H67V103H71V102H70V100L67 99V98H66L67 101H64V100H65V97H63V93H65V88H66L67 86H69V84H70V82L72 81V79H74V78H73V77H74ZM78 73H79V74H78ZM83 73H84V74H83ZM114 73H115L117 76H115ZM121 73H122V74H121ZM132 73H133V74H132ZM144 73H145V74H144ZM152 73H153V74H152ZM196 73H197V74H196ZM72 74H73V76H72ZM80 74H81V75H80ZM85 74H86V75H85ZM98 74H99V75H98ZM111 74H112V75H111ZM131 74H132V75H131ZM150 74H151V76L153 75V77H151ZM195 74H196V75H195ZM63 75H64V74H63ZM104 75H105V76H104ZM126 75H128V76H126ZM138 75L140 76L139 78H140L141 80L138 78ZM147 75H148V78H149V77L153 78L152 80L149 78V80H150V84H149V82H148L149 80H148V79H145V78H147ZM79 76H81V77H79ZM83 76H85L87 79H86L85 77H84V79H83ZM91 76H93V79H94V80L92 79ZM102 76H103V77H102ZM110 76H111V78H109ZM113 76L115 77L114 79H113ZM155 76H156V78H155ZM121 77H122V78H121ZM123 77H124V78H123ZM129 77H130V79H131V78H132V79L130 80ZM136 77H137L140 81H143V84H142V85H140V84H141L140 82H138L140 86L137 84V81H139V80H138ZM158 77H159V76H158ZM81 78H82L83 80H82ZM101 78H103V79H101ZM106 78H108V79H106ZM118 78H119V79H118ZM120 78H121V79H120ZM125 78H126V80L124 81ZM127 78H128V79H127ZM154 78H155V79H154ZM41 79H42V80H41ZM48 79H49V77H48ZM48 79H47V80H48ZM51 79H52V78H50V80H51ZM65 79H67V80H65ZM104 79H106L105 82H104ZM117 79H118V80H121V83H120V81H118ZM133 79H135L134 81H136V83L133 82ZM136 79H137V80H136ZM143 79H144V80H143ZM40 80H41V81H40ZM50 80H49V82H50ZM81 80H82V81H81ZM102 80H103V82H102ZM107 80H109V81L111 80V81L109 82V81H107ZM113 80H114V82H113ZM116 80H117V82H116ZM145 80H147V82H148L149 85L147 84V82H146ZM154 80H155L156 83H154ZM38 81H40V82H38ZM58 81H59V82H58ZM126 81H127V82H126ZM128 81H129V82H128ZM130 81H131V82H130ZM95 82H96V83H95ZM112 82H113V83H112ZM122 82H126V83L129 84L130 86L127 85V84H125V83H124V85H123ZM145 82H146V83H145ZM94 83H95V84H94ZM103 83H106V84L109 83V84H111V85L109 86V84H108V85L105 84V85H104L105 88H103ZM115 83H116V85H114ZM117 83H118V85H119V83H120V85L117 86ZM132 83H134L135 85L133 84V85L131 86ZM152 83H154V84H152ZM61 84H62V87H61ZM63 84H65V85H63ZM88 84H89L90 86H89ZM144 84H147V87H145ZM87 85H88V86H87ZM97 85H98V87H97ZM100 85H101V86H100ZM152 85L155 86V87H151L153 90L155 89V91H153L152 89H151V91H150V88H148V87H150V86H152ZM56 86H57V87H56ZM85 86H86V87H85ZM99 86H100V91H99ZM114 86H115V87H114ZM120 86H121L122 88H121ZM124 86H125V87H124ZM134 86H135V90H133ZM137 86H138L140 89L142 88V89H141L142 91H139L138 88H137V91H136V87H137ZM142 86H143V87H142ZM35 87H36V86H35ZM82 87H83V88H82ZM84 87H85V88H84ZM107 87H111L112 90L109 91ZM119 87H120V88H119ZM123 87H124V88H123ZM129 87H130V88H129ZM86 88H87V89H86ZM106 88H107V90H108L110 93L108 92V94H105V93H107V92H105V93L103 94V95H105V96H103L102 93H103L104 91H106ZM111 88H110V89H111ZM127 88H129V89H127ZM131 88H132V89H131ZM103 89H104V90H103ZM113 89H116L117 91H116V90H113ZM122 89H123V90H122ZM146 89H147V90H146ZM86 90H87V91H86ZM62 91H63V92H62ZM84 91H85V95H84ZM101 91H103V92H101ZM113 91H116V92H118V93H116V92L114 93ZM122 91H124V92H122ZM126 91H127V93H126ZM130 91H131V93H132V91L135 92V93H132L133 96L135 97V99L132 97V94H130ZM146 91H147V92H146ZM98 92H99V95H98ZM111 92H112V93H111ZM119 92L121 93V97H122V98L119 97V96H120V95H119V94H120ZM136 92H138V93H140V92L143 93V96H144V97H143V98L141 97V96H142L141 93H140V97H139V94L137 93V94H138V95H137ZM149 92H150V95H149ZM124 93H125V94H124ZM145 93H147V94H145ZM111 94H112V95H111ZM117 94H118V95H117ZM122 94H123V95H122ZM127 94H128V95H127ZM107 95L109 96V98H108ZM110 95H111V96H110ZM125 95H127V96H125ZM135 95H137L138 98H136ZM146 95L149 96V97H147ZM152 95H153V96H152ZM154 95H156V96H154ZM52 96H51V97H52ZM83 96L85 97V99H84ZM102 96L105 97V99L107 98V100H105L104 98H102ZM106 96H107V97H106ZM112 96H113V98H112ZM114 96H115V97H114ZM130 96H131V99L129 98ZM150 96H152V98H151ZM116 97H117V99H115V100L113 101V99L116 98ZM62 98H64V99H62ZM101 98L104 99V102L101 101V100H102ZM127 98H129V99H127ZM132 98H133V99H132ZM144 98H145V100L147 99L148 102H147V101H146V102H147L148 105H146V102L143 103V102L145 101ZM52 99H56V100H52ZM57 99H58V101H57ZM73 99H74V100H73ZM98 99H99V100H98ZM108 99H109V100H108ZM119 99H120V100H119ZM123 99H125V100L127 99V100L125 101V100H123ZM156 99H157V98H156ZM62 100H63V102H62ZM75 100H77L76 103H75ZM78 100H79V101H78ZM110 100H111V102H109ZM118 100H119L120 103H121V101H122L124 104H127V105H128V104H130V105L132 104V106H133L132 109H133L134 111H136V112H133V110L131 109V106L128 105L129 107L126 108V111H127V110H131L132 113H131V112H128V111H127L126 113H123V111L125 112V110H124V109H125V106H124L123 103H121V104H123V105H120L119 102H118ZM129 100H131V101H129ZM56 101H57V102H56ZM83 101H84V102H83ZM97 101H98V102H97ZM99 101H100V102H99ZM127 101H128L129 103H126ZM135 101H136L138 104H140V105L136 104ZM61 102H62V103H61ZM64 102H66V103L64 104ZM77 102H78V104H77ZM79 102H80V103H79ZM105 102H106V104H105ZM108 102H109V103H108ZM114 102H115V103H114ZM116 102H118V103H116ZM139 102H141V103H139ZM149 102L151 103V104H150V106H151V107H150V110H149ZM74 103L76 104V108H77L78 110H77L76 108H74V106H75ZM101 103H102V104L104 103L105 105L103 104V106L101 107ZM112 103H114V104H112ZM134 103H135V104H134ZM152 103H153L154 105H153ZM107 104H108L109 107L107 106ZM110 104H111V106H112V105L114 106V105H117V104H118V105H117L118 107H117V106H114L113 108H115V109L113 110L112 107L110 106ZM155 104H156V105H155ZM58 105H59V106H58ZM69 105L71 106V108H73V111H72L71 108H69V107H70ZM73 105H74V106H73ZM78 105H79V106H78ZM119 105L121 106V108H120ZM127 105H126V106H127ZM141 105H142V106H141ZM145 105H146V106H145ZM72 106H73V107H72ZM104 106H107V107H106L105 109L102 110V108H104ZM122 106H123V109H122ZM134 106H135V107H134ZM139 106H140L141 108H142V107H143V108L141 109ZM144 106H145V107H144ZM57 107H58V108H57ZM116 107H117V108H116ZM85 108H86V107H85ZM85 108H84V110H85ZM119 108H120V109H119ZM129 108H130V109H129ZM139 108H140V109H139ZM147 108H148V109H147ZM151 108H152V109H151ZM153 108H156V109H153ZM107 109H109V111H108ZM136 109H138V110H136ZM145 109H147V110H146V114H145ZM70 110H71V111H70ZM81 110H82V111H81ZM104 110H105V111L107 110L109 113L106 112V114H107V115H106ZM110 110H113L114 112H113V111H110ZM116 110H118L119 112H120V110H122L121 113L118 112V114H119L120 116H122V117H123V115H121V114H124V117H123L122 119H121V117H120L118 114H115V113H117ZM140 110H142V111H140ZM143 110H144V111H143ZM148 110H149V111H148ZM155 110H156V112H155ZM69 111H70V112H69ZM103 111H104V112H103ZM139 111L142 112V115H141V113H140ZM150 111H152V114H151ZM72 112H73V113H72ZM138 112H139V114H140L141 116L138 115ZM147 112H148V113H147ZM154 112H155V113H154ZM71 113H72L74 116H73ZM98 113H99V116H98ZM127 113H128V115H129V114H132L133 116H132V115H129V116H130V118H129V116L126 115V117H125V114H127ZM133 113H137V114L134 115ZM83 114H84V113H83ZM86 114H87V113H86ZM101 114H102L103 117L101 116ZM109 114H110V115H109ZM149 114L152 116V118L154 117L153 120L151 119V116H149ZM108 115H109V116L112 115L113 118H114V120H113V118H111V120H110V117H109ZM114 115H115L116 117H115ZM143 115H144V118L142 119ZM153 115H155V116H153ZM71 116H72V119H71ZM84 116H85V117H82V118H83L82 121L84 120L83 122L86 121L84 118H87V115H84ZM118 116H119V117H118ZM108 117H109V118H108ZM134 117H135V118H134ZM138 117H139V119H138ZM155 117H156V118H155ZM104 118H105V119H104ZM118 118H120V119L118 120ZM124 118H125L126 120H127V118H129V120L126 121ZM132 118H133V119H132ZM100 119H102L103 121L100 120ZM107 119H108V120H107ZM115 119H116L118 122L115 121ZM123 119L125 120L126 123L124 122ZM131 119H132V121H130ZM141 119H142V120H141ZM155 119H156V121H154ZM112 120L115 121V122H117V123H114ZM136 120H137V123H136ZM105 121H106V123H107V122H109V123H107V124H106V123L103 124ZM111 121H112V122H111ZM122 121H123V122H122ZM134 121H135L136 124H134ZM138 121H139V122H138ZM147 121H148V122H147ZM149 121H150V123H151V122H152V123L149 124ZM102 122H103V123H102ZM131 122H132V123H131ZM72 123H73V121H72ZM97 123H99L100 125H98ZM101 123H102V124H101ZM120 123H121V125H120ZM130 123H131L132 126H133V124H134L135 126L132 127V126L130 125ZM157 123H158V124H157ZM109 124H110V126H108ZM112 124H113V125H112ZM115 124H116V125H115ZM117 124H118V125H117ZM123 124H124V125H123ZM125 124H126V125H125ZM128 124H129V125H128ZM154 124H155V125H154ZM104 125H105V126H108L109 128L106 127V129H103V127H105ZM122 125H123V127H122ZM127 125H128L129 127H128ZM149 125H150V126H149ZM156 125H157V126H156ZM100 126H101V127H100ZM102 126H103V127H102ZM112 126H114V128H116V129H113ZM116 126H117V127L119 126L120 128H118V130H117V127H116ZM111 127H112V129H113L114 131H113V130H112V131L110 130ZM124 127H125V128H124ZM154 127H155V128H154ZM99 128H100V129H99ZM122 128H124V129H122ZM129 128H130V129H129ZM131 128H132V129H131ZM108 129H109V131H107ZM103 130H106V133L104 134L105 136H103V134H102V136H101V131H102V133L105 132V131H103ZM115 130H116V131H115ZM126 130H127V131H126ZM130 131H131V132H130ZM107 132H109V133H108L109 136H107V135H108ZM110 132H111V133H110ZM118 132H119L120 134H119ZM124 132H125V133H124ZM128 132H129L130 134H129ZM112 133H114V135H115V134H116V135L114 136ZM117 133H118V135H117ZM110 134H111V137H112V138L110 137ZM120 135H121V136H120ZM106 137H107L108 139H107ZM105 138H106L107 142H106ZM109 139H110V140H109ZM114 139H115V140H114ZM113 140H114V141H113ZM119 140H120V141H119ZM117 141H118V142H117ZM128 142H129V143H128ZM109 143H110V144H109Z\"/></svg>", "mask_w": 264, "mask_h": 264}]
</instances>
